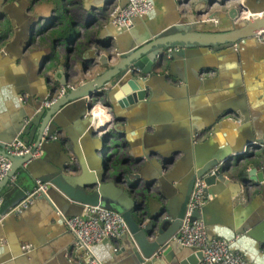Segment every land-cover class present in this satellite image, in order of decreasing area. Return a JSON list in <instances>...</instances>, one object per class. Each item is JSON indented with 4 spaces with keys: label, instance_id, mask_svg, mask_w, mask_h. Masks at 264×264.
<instances>
[{
    "label": "crops",
    "instance_id": "1",
    "mask_svg": "<svg viewBox=\"0 0 264 264\" xmlns=\"http://www.w3.org/2000/svg\"><path fill=\"white\" fill-rule=\"evenodd\" d=\"M242 1L231 0L224 13L233 7L240 8ZM8 2H14L26 12L25 28L28 24L29 26L26 38L22 41L26 48L19 59L13 58L11 54L5 55L4 52L6 45L13 40L19 24L13 20V28H10L8 37L0 31V144H5L2 140L10 137V132L28 108L26 100L24 104L19 101L23 95L28 96L31 103L37 102L41 96H56L61 88L55 81V74L60 66L63 76L68 79L67 85L74 86L82 65L87 62L83 59L84 55L90 48L97 46V42L103 45L111 44L114 51H117L115 41L110 37L113 30L108 24L109 11L118 4L117 0L92 12L86 9L84 3L86 2L90 9L96 4V0ZM153 2V12L137 20L135 24L134 31L138 34H143L148 28L157 29L164 26V19L171 10L173 15L169 23L173 24L178 19L177 10L182 13L185 8L180 5H177V10L175 6L172 8L176 0ZM244 2L253 11L264 9V0ZM62 5L69 19L63 27L70 22L74 24V28L69 26L72 38L60 31L62 20H58L57 13L61 15L59 12ZM93 14L96 16L95 20L92 18ZM215 19L219 24L222 21ZM171 24L166 33L170 30L172 33L177 32L176 23ZM127 37H132V34ZM237 47L238 44H227L196 55L192 58L195 75H190L182 63H176L170 68L172 60H164L161 68L153 70L159 77L155 80L154 100L148 106L122 109L114 99L111 107L113 111L108 109L113 113L95 109V112H100H97V117H104L102 123L94 125L95 128H104V132L111 137L107 142L100 140L104 145L110 141V145H107L109 151L103 154V157L108 158V165L114 168L111 174L125 170L129 163L132 164L135 159L145 154L148 146L157 147L158 150L162 148L154 157L161 160L163 154H169V140L178 137L184 128L188 130L190 123H194L196 130L203 134L195 142H206L205 150L208 151H219L234 143L238 129L234 128L233 122L239 125L237 121L242 111L251 110L250 119L254 125L264 129V105L260 106V103L264 102V37L260 38L259 42L250 38L240 41L238 50ZM100 70H103L100 66L95 68L96 72ZM52 87L56 88L53 95L49 92ZM83 116L84 108L79 104L70 107L59 117L58 139L48 146L47 152L42 156L50 163L60 162L65 155L74 157L76 165L72 168L75 169V175L81 174L79 161L98 150L96 145L99 136L94 135L95 131L91 130L89 122ZM116 116L120 119L116 120ZM115 125L125 127V134H119ZM248 147H244V150ZM253 147L255 148V145ZM72 152H75L76 156ZM96 153L99 155V152ZM176 158H183L182 153ZM143 163L144 159L139 160L134 168H139ZM41 165L35 164L31 170L32 174L37 175ZM152 169L153 166L147 171V178ZM227 176L231 178L232 175L228 173ZM144 178L145 176L134 183L126 181L125 185L121 184L122 181L120 184L117 182L116 186L129 193L135 204L141 207V212L149 217L156 204L151 196L146 194ZM10 181L16 186L9 184L2 188V210L23 199L25 193L35 186L36 179L22 171L15 180L12 178ZM215 192L216 197L209 201L206 209L207 220L214 221L213 233L208 231L209 235L230 237L234 230L233 242L236 243L232 250L243 253L248 264H264V249L257 251L258 243L255 241L264 230L261 227L264 220L262 188L250 184L248 190L237 197L224 196L220 189H215ZM155 193L158 194V189ZM162 201L166 202L163 199ZM63 211L67 215H73L79 212V209L70 207ZM8 214L15 213L8 212L6 215ZM21 238L22 242L19 241ZM25 245H30V250L20 255L21 247ZM126 246L124 236L117 240V244L104 240L96 246L95 253L104 264H126L130 263L127 255L117 256L114 253L124 248L126 251ZM63 249L70 252L67 256L75 264L83 262L84 254L83 251L77 253L75 238L59 215L43 200H35L21 214L13 217L8 215L4 225H0V264H57L55 254ZM7 253L11 255L10 262L2 259ZM18 255L23 257H14ZM26 255L29 256L25 257Z\"/></svg>",
    "mask_w": 264,
    "mask_h": 264
},
{
    "label": "water",
    "instance_id": "2",
    "mask_svg": "<svg viewBox=\"0 0 264 264\" xmlns=\"http://www.w3.org/2000/svg\"><path fill=\"white\" fill-rule=\"evenodd\" d=\"M8 1L0 0V31L8 37L10 28H13V20L19 24L13 40L4 48L5 55L11 54L13 58L19 59L26 48L22 41L26 38L29 24L25 28L26 12L17 7L14 2ZM113 1L115 0H96V4L90 9L86 2L84 4L86 9L92 12ZM127 1L117 0L118 4L114 15H117L127 4ZM149 1L154 4L153 0ZM230 1L176 0L172 8L175 6L177 10V5L185 8L182 13L177 10L176 19H178H174L176 22L173 23H176L175 27H177L175 33H172V30L166 33L172 23L169 21L172 20L173 10L168 11L164 19V26L157 29L148 28L143 34L134 31L135 24L138 22L137 20L147 17L151 12L134 17L132 26L127 30L116 29L110 22L112 18L109 17L108 24L113 30L110 37L115 41L117 51H114L111 44L103 45L97 42V46L90 48L84 55L83 59L87 62L82 65L76 84L57 97L50 107H41L45 96H41L35 103H31L27 96L25 100L28 108L10 132V137L2 141L6 144L16 139L27 145H32L34 150L43 133L46 132L45 140L41 144L44 154L47 152L48 146L58 139L57 129L60 124L57 119L65 114L70 107L79 104L84 108L83 118L89 122L91 130L95 131L94 135L97 132H104V128L95 130L94 125L98 123L97 119L88 116L87 112L101 109L106 113H113L108 109H112L114 99L122 109L148 106L154 100L155 80L159 77L154 74L153 70L161 68L164 65V60H172L170 68L176 63H182L190 75H195L196 70L192 67V58L196 55L227 44L236 46L238 44L239 47L240 41L249 38L259 42L256 34L264 30V9L253 11L245 5L243 0L240 2V8L233 7L224 13V9L228 7ZM243 10L262 13V15L244 20L240 17ZM215 18L222 20L220 24L215 21ZM129 34H132V37L128 38ZM103 51L106 52L102 53ZM97 66L103 70L96 72ZM55 81L60 87H65L68 83V79L62 74L61 66L55 74ZM49 92L53 95L56 88L52 87ZM19 101L24 104L21 99ZM263 105L264 102L260 103V106ZM250 117L251 110L241 112L237 121L239 125L233 122L234 128L238 129L234 143L219 151L205 150L206 142L196 143L195 141L203 134L196 130L194 123H190L188 130L184 128L178 137L169 140L167 145L169 154H163L161 160H156L154 157L162 148L158 150L157 147L148 146V150L145 149L143 156L135 159L132 164L129 163L128 167L119 171L118 174H111L114 168L108 165V160H104L103 154H101L105 147L101 143L102 139L111 140L109 134L105 132L99 136L96 145L99 155L94 150L93 154L79 161L80 175L73 174L75 169L72 167L76 165L74 157L65 155L60 162L50 163L46 162L45 157H42L43 154L42 158L36 159H31L30 154L9 155L4 151V144H0V155L8 158L11 163L8 173L0 181V198L3 196L2 188L9 184L15 187L16 184L10 183V180L12 178L15 180L23 171L29 174L32 179L49 184L47 193L36 200L46 202L60 218L61 215L80 214L83 205H98L120 213L128 227V232L123 235L126 239L127 250L119 249L114 253L117 256L127 255L130 263L126 264H199V260L202 258L201 252H194L176 243H168L169 238L182 224L196 179L203 178L204 192L210 198L207 197L205 205L200 210L192 213L190 220H202L207 230L212 233L214 221L207 220L206 209L209 201L216 197L215 189H220L222 195L231 197H237L247 191L250 184L260 186L264 191V129L257 128ZM115 119L119 120L120 118L116 116ZM147 127L150 128V126ZM115 129L119 134H125V127L115 125ZM53 135L57 136L55 140L51 139ZM250 145H255V150L246 152ZM244 147L248 148L244 150ZM179 153H182L183 158H176ZM72 154L76 156L75 152ZM141 159H144L145 163L139 168H134V165ZM35 164H42L37 175L32 174L31 171ZM152 166V173L147 178V171ZM228 173H231V178L227 176ZM143 176H145L146 194L151 196L156 204L154 212L149 217L141 212V207L135 204L129 193L116 186V183L120 184L121 181L123 185L126 181L134 183L143 179ZM156 189H158V194L155 193ZM150 193L154 194L150 195ZM162 199L166 202H163ZM19 201L17 200L11 206L0 210V225L1 223L4 225L8 215L13 217L25 210L6 215ZM70 207H77L79 212L67 215L63 209ZM261 227L264 229V220ZM234 234L233 230L230 237L217 235L218 238L232 241L230 247L234 249L236 243L233 242ZM19 241L22 242L23 238ZM255 241L258 243L257 251H262L264 249V230ZM76 245L77 253H79L82 249L78 247L77 241ZM96 246L93 247L95 255ZM28 250L21 247L20 255ZM20 255L14 257L22 258L23 256ZM67 255H70L67 249L57 252L55 262L57 264H75ZM2 259L10 262L12 258L7 253Z\"/></svg>",
    "mask_w": 264,
    "mask_h": 264
},
{
    "label": "built area",
    "instance_id": "3",
    "mask_svg": "<svg viewBox=\"0 0 264 264\" xmlns=\"http://www.w3.org/2000/svg\"><path fill=\"white\" fill-rule=\"evenodd\" d=\"M117 5L113 6L109 11L108 18L111 17V24L116 29H129L132 26V19L137 16H143L153 10V4L149 0H128L127 4L114 15ZM262 13H253L248 10H243L240 17L244 20L260 17ZM257 37H264V30L259 31ZM263 40V39H262ZM72 88L71 85L61 87L55 97H46L41 103V107L48 108L57 97L63 95L65 91ZM26 95L20 99L24 101ZM94 109L87 112L91 118H95ZM98 122V121H97ZM98 124V123H97ZM96 124V125H97ZM95 130H99L95 128ZM104 132H97L98 136H102ZM46 132L43 133L42 138L36 148L33 150L32 145H27L21 141L13 140L10 143L4 144V151L12 156L31 155V159H36L42 156L41 144L45 140ZM56 135L51 136L55 140ZM108 140V139H106ZM105 140V142H107ZM104 142V143H105ZM110 141L105 143V147L101 154H105L109 149ZM254 145L248 148V151H254ZM251 148V149H250ZM105 158V156L103 157ZM10 160L0 155V181L6 176L10 169ZM205 183L203 178L196 179L187 207L182 219L180 228L169 238L168 243H176L183 248L191 249L202 254L199 260L201 264H248L243 253L231 249L232 241L213 237L204 225L203 221L198 219L191 221L192 213L200 210L207 201L208 195L204 192ZM49 189L48 183L35 182V186L27 191L15 205L10 213H19L20 211L28 208L37 198L46 194ZM3 204V199L0 198V209ZM61 218L66 225L68 231L75 237L78 247L82 249L84 254V262L82 264H104L93 252V247L100 244L104 240H109L117 244V240L128 232V227L122 215L113 209H107L98 205H83V208L78 215L64 216ZM30 245H25L22 248L25 250L30 249ZM116 250V248H114ZM80 264V263H77Z\"/></svg>",
    "mask_w": 264,
    "mask_h": 264
},
{
    "label": "rangeland",
    "instance_id": "4",
    "mask_svg": "<svg viewBox=\"0 0 264 264\" xmlns=\"http://www.w3.org/2000/svg\"><path fill=\"white\" fill-rule=\"evenodd\" d=\"M61 1H64V0H61ZM68 1H72V0H68ZM65 12H66V9H65V7L62 5V8H60V14L61 15H59L58 13H57V18H58V20H62V24H61V27H60V31H64L67 35H68V37L69 38H72L73 36H72V31H71V28L69 27V24H67V26L66 27H63V26H65V21L66 20H69L68 19V16L65 14ZM107 156H109V154L107 155ZM108 158H106L105 157V160H107Z\"/></svg>",
    "mask_w": 264,
    "mask_h": 264
},
{
    "label": "bare ground",
    "instance_id": "5",
    "mask_svg": "<svg viewBox=\"0 0 264 264\" xmlns=\"http://www.w3.org/2000/svg\"><path fill=\"white\" fill-rule=\"evenodd\" d=\"M96 110H97V109H96ZM96 110H94V112H93L95 117H97L98 113H100L99 111H97L98 113L95 112ZM99 116H100V114H99ZM100 117H101V116H100ZM100 117H97L98 124H99V123H102V121L104 120V117H102V118H100Z\"/></svg>",
    "mask_w": 264,
    "mask_h": 264
},
{
    "label": "trees",
    "instance_id": "6",
    "mask_svg": "<svg viewBox=\"0 0 264 264\" xmlns=\"http://www.w3.org/2000/svg\"><path fill=\"white\" fill-rule=\"evenodd\" d=\"M92 18L95 20V19H96V16L93 14V15H92ZM70 20H71V19H70ZM69 26H70L71 28H74V24H73L72 22L69 23Z\"/></svg>",
    "mask_w": 264,
    "mask_h": 264
}]
</instances>
